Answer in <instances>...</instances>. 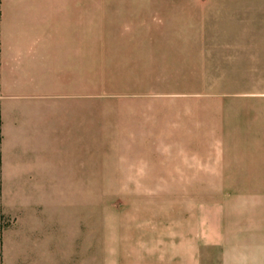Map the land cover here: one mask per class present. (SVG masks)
Wrapping results in <instances>:
<instances>
[{
	"label": "rangeland",
	"instance_id": "374dc122",
	"mask_svg": "<svg viewBox=\"0 0 264 264\" xmlns=\"http://www.w3.org/2000/svg\"><path fill=\"white\" fill-rule=\"evenodd\" d=\"M22 2L35 25L84 36L90 184L84 193L64 187L63 205L50 176L3 187L0 107L1 264H57L77 227L84 250L69 264L261 261H226L222 246L237 210L256 223L264 195V0ZM6 145L13 160L54 162L53 137L38 125L28 136L10 132Z\"/></svg>",
	"mask_w": 264,
	"mask_h": 264
},
{
	"label": "crops",
	"instance_id": "0c3cea01",
	"mask_svg": "<svg viewBox=\"0 0 264 264\" xmlns=\"http://www.w3.org/2000/svg\"><path fill=\"white\" fill-rule=\"evenodd\" d=\"M23 5L22 0H0L2 183L3 187L5 182L28 185L37 175L50 176L58 187L59 201L63 205L64 187H70L73 192L75 187L77 191L82 187L84 193V187L90 184L89 167L84 160V155H88L84 143L89 134L88 52L84 36L56 35L48 22L35 25L23 16ZM263 8L261 11L264 12ZM29 26H37V32L25 33ZM258 31V57L264 58V21L259 22ZM37 125L42 130L49 129L53 137L55 155L51 166L37 167L23 157L14 160L8 157L6 136L10 132L28 136ZM261 172L264 179V168ZM71 197L74 205L79 197L76 200L75 193ZM257 202L256 223L252 225L250 218L244 217L249 213L244 206L237 210L241 216L228 221L222 247L227 248L226 261L241 258L244 253L250 256L252 253L262 260L225 264H264V195H259ZM80 230L79 227L70 230L72 251L66 254L61 245L57 264L73 263L80 250H84ZM57 232L64 235L67 229L58 225ZM244 245H251V248L245 249ZM229 246H233L232 249Z\"/></svg>",
	"mask_w": 264,
	"mask_h": 264
},
{
	"label": "trees",
	"instance_id": "16d2710c",
	"mask_svg": "<svg viewBox=\"0 0 264 264\" xmlns=\"http://www.w3.org/2000/svg\"><path fill=\"white\" fill-rule=\"evenodd\" d=\"M7 223L5 221V217L3 216V214L0 211V264H1V253H2V246H1V235L2 232L4 230V228L6 227Z\"/></svg>",
	"mask_w": 264,
	"mask_h": 264
}]
</instances>
